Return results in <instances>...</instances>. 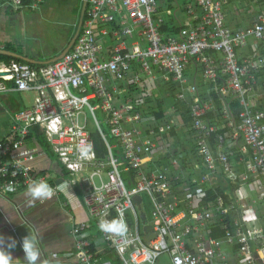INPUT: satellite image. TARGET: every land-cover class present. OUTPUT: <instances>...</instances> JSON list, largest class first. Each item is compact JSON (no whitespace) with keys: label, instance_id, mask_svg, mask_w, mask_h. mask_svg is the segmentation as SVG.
<instances>
[{"label":"built area","instance_id":"1","mask_svg":"<svg viewBox=\"0 0 264 264\" xmlns=\"http://www.w3.org/2000/svg\"><path fill=\"white\" fill-rule=\"evenodd\" d=\"M42 2L0 0V10H35ZM160 2L86 0L79 34L57 61L40 67L0 62V95H32L30 107L12 115L0 138V196L32 185L58 192L59 181L77 188L83 218L70 228L74 264H264V111L257 103L264 98L258 83L264 76V0H180V30L166 36L163 17H171L173 4L167 0L162 17ZM189 66L220 102L237 103L236 119L224 108L222 126L204 118L213 107L188 82ZM146 78L188 104L197 164L168 154L175 107L156 118L137 110L134 98L113 102L118 83L137 88ZM84 109L103 142V158ZM98 110L112 143L95 120ZM34 128L62 178L32 172L30 163L43 154L27 144ZM219 178L231 186L229 193L216 190ZM250 185L256 199L243 193ZM143 197L150 219L140 222L135 211L142 212Z\"/></svg>","mask_w":264,"mask_h":264},{"label":"crops","instance_id":"2","mask_svg":"<svg viewBox=\"0 0 264 264\" xmlns=\"http://www.w3.org/2000/svg\"><path fill=\"white\" fill-rule=\"evenodd\" d=\"M82 4L83 0H43L40 7L35 10L12 11L3 8L0 10V51L3 52V54L0 53V56L24 62L22 59L9 55L14 54L28 59L30 63H25L35 67L51 63L61 56L62 52L68 48L72 41L78 27ZM160 9H162V5H160ZM168 9L172 12L170 18L174 19L180 27L178 22V19L181 17L180 10L176 9L174 12V8L169 7ZM162 12L163 10H161L163 17ZM163 18L165 24L169 18ZM241 20H243L242 17L231 20V23L234 24ZM110 44V42L105 41L103 45L107 49L110 48ZM146 79L147 81H144L143 84L136 88L137 90L142 89V86L149 88L147 91L141 93L132 92L133 86L126 82L118 83L115 89L111 90L113 102L115 105H119L124 99L130 97L134 98L133 101H135L137 106L136 101L143 100V94L147 93L150 97L145 100V105H140L142 109H146L148 106L152 107L155 104L154 100H150V98L160 97L163 94L164 111L161 117L167 109L174 107L178 114V123L174 129L175 135L168 138L169 143L171 142L173 145L168 154H173L174 156L182 155L185 157L184 162L191 163V165L197 164L198 159L194 151L193 135L190 131L191 122L188 117V104L174 101L166 85L154 83L150 79ZM187 80L189 83H194L198 86L199 97L204 101H209L213 107L212 110L206 113L205 119L209 120L215 112H221L223 108L228 112L231 119H236L237 114L231 117L226 108L225 100L223 103L220 102L219 95L211 90L212 86L201 80L199 70L189 66ZM258 83L264 84L263 75L259 77ZM165 92L167 94L170 93L167 95L168 97H166ZM214 96L216 101L214 100ZM92 103L95 104L96 102L93 101ZM257 103L264 111V98L258 100ZM31 104V94H19L11 91L0 95V138L9 127L12 115L24 108L30 107ZM234 104L237 105V103ZM98 111L100 112V110ZM101 115L103 119V114L101 113ZM96 118L98 117L95 115ZM102 119L98 122L102 123ZM223 124V120L218 121L219 126ZM35 129L40 133L38 128ZM89 131L91 132V136L93 134L99 136L96 130ZM101 131L108 142L112 143L109 133L107 137L102 129ZM224 131L225 128L220 130L218 134ZM236 142L237 145L242 143L240 139ZM27 144L43 152L41 156L35 158L30 163L33 173L62 178L61 168L50 151H44L33 135L27 139ZM225 149L229 148L225 146ZM105 153L104 150V155ZM159 158L164 163L168 162V157L159 156ZM239 170L242 171V168H239ZM195 173L198 175L199 171H195ZM57 186L60 190L58 192L48 186L40 187L32 185L20 189L15 194L0 196V254H8L11 257L10 264H26L22 249V241L25 238L35 244L39 252L36 264H74L73 239L70 234V228L73 221L83 218V211L78 199L77 188L70 189L69 187H65L61 181L58 182ZM214 186L218 187L217 191H224V193H229L231 187L220 178ZM254 190L253 185H250L248 189H246V186H243V193L247 198L256 199ZM223 196L226 198L225 195Z\"/></svg>","mask_w":264,"mask_h":264},{"label":"trees","instance_id":"3","mask_svg":"<svg viewBox=\"0 0 264 264\" xmlns=\"http://www.w3.org/2000/svg\"><path fill=\"white\" fill-rule=\"evenodd\" d=\"M179 30H180V27L175 22V20L171 19V18H169V20H166L165 24L161 27V33L165 36L169 35V34L170 35L176 34V33H178ZM0 61H5L6 63H8L10 61L22 62L20 60L12 59V58L5 57V56H0ZM148 89L149 88H147L146 86H142V89H140V90H137L135 87H132L131 90H132V92L141 93V92L147 91ZM165 93H166V97H168L167 95L170 94V93L167 94V92H165ZM148 97H150V96L146 93V94H143V96H142L143 100L141 99L140 101H138V100L136 101L137 110H140V112L144 116L150 113V114H153L156 118H160L162 115V112L164 111V103H163L164 95L161 94L160 97H154L152 99L150 98V100H154L155 104L152 107L148 106L146 109H142L140 107V105H145L144 102H145V100H147ZM214 100L216 101L215 96H214ZM225 103H226L225 105L227 106L226 108L228 109L231 117L236 116V114L238 112L237 111L238 105L234 104L236 102H234L233 99H231V98H227V99H225ZM236 108H237V110H236ZM217 109H218V107H217ZM262 110H263V108H262ZM218 113H219V111L215 112L210 118H214L218 122L220 120ZM97 114H98L99 119H102L101 112L98 111ZM32 130L34 132H32L30 136L33 135L34 139L43 148V150L49 152V149H48L47 145L45 144L44 140L42 139L41 134L38 133L37 129H35V128ZM173 135H175L174 130H172V132L170 133V136H173ZM92 137L94 140L95 152H96L98 157H102L104 155L103 142L97 134H93Z\"/></svg>","mask_w":264,"mask_h":264},{"label":"rangeland","instance_id":"4","mask_svg":"<svg viewBox=\"0 0 264 264\" xmlns=\"http://www.w3.org/2000/svg\"><path fill=\"white\" fill-rule=\"evenodd\" d=\"M172 1V4H173V7L172 5L170 7L174 8V12L176 9H178L177 7L179 6L180 4V0H170ZM161 5H162V10H163V15L165 14L166 12V8L168 7L167 5V0H163L161 2ZM170 13L172 14V12L170 11ZM84 113L85 115L87 116V122H88V129L91 130V131H95L96 130V127H95V122L93 120V118L89 115V113L87 112V110L84 109ZM95 115L98 117L97 113H95ZM95 120L97 121H100L99 117L96 118ZM101 125V129L103 130L104 134L108 137V131H107V128L102 124L100 123ZM77 195H78V199H79V202L80 204L82 203V194L79 190H77ZM142 212H140L138 209H136V215H137V218L140 222H144L145 221H149L150 219V205L147 201V199L145 197H143V204H142V208H141ZM156 264H167L166 262V259H160L158 262H156Z\"/></svg>","mask_w":264,"mask_h":264},{"label":"clouds","instance_id":"5","mask_svg":"<svg viewBox=\"0 0 264 264\" xmlns=\"http://www.w3.org/2000/svg\"><path fill=\"white\" fill-rule=\"evenodd\" d=\"M22 249L26 264H36L39 258V252L30 240L25 238L22 241ZM11 257L8 254H0V264H10Z\"/></svg>","mask_w":264,"mask_h":264},{"label":"water","instance_id":"6","mask_svg":"<svg viewBox=\"0 0 264 264\" xmlns=\"http://www.w3.org/2000/svg\"><path fill=\"white\" fill-rule=\"evenodd\" d=\"M85 8H86V0H83V4H82V9H81V14H80V18H79L78 27H77L76 33H75V35H74L72 41L70 42L68 48L65 49V50L62 52L61 56L58 57V58H56V59H55L54 61H52L51 63H53V62L57 61L59 58H61V57H62V56H63V55L69 50V48L73 45V43L75 42V40H76V38H77V36H78V34H79V31H80L81 25H82V19H83V15H84ZM0 53L3 54V52H1V51H0ZM9 55H10V56L12 55L13 57L18 58V59H22L24 62L30 63V61H29L28 59L21 58V57H19V56L14 55V54H9ZM46 64H49V63H46ZM134 201H135L136 203H139V198L136 197V198L134 199ZM148 229H149L148 227L145 228V230H148ZM148 239H149V238H146V240H148Z\"/></svg>","mask_w":264,"mask_h":264}]
</instances>
